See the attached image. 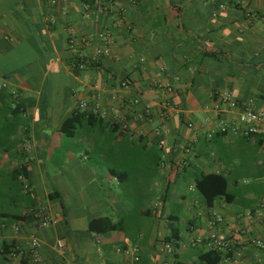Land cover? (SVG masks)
Here are the masks:
<instances>
[{
  "label": "crops",
  "instance_id": "crops-1",
  "mask_svg": "<svg viewBox=\"0 0 264 264\" xmlns=\"http://www.w3.org/2000/svg\"><path fill=\"white\" fill-rule=\"evenodd\" d=\"M101 32L110 56L76 71L69 39L94 56ZM225 92L237 111L264 109V0H0V241L28 250L35 234L36 264H134L117 252L129 243L139 264H199L208 249L194 240L214 221L241 244L218 264H264V209L248 217L264 199V141L216 131L237 116L215 110ZM83 100L103 113L64 134ZM201 173L227 176L230 197L208 205ZM37 210L56 224L38 230Z\"/></svg>",
  "mask_w": 264,
  "mask_h": 264
},
{
  "label": "built area",
  "instance_id": "built-area-1",
  "mask_svg": "<svg viewBox=\"0 0 264 264\" xmlns=\"http://www.w3.org/2000/svg\"><path fill=\"white\" fill-rule=\"evenodd\" d=\"M51 7H56L58 0H47ZM89 8V6H87ZM219 9H225V4H220ZM247 16H251L250 10ZM102 46L95 52L94 56H89L83 52V47L89 44L86 37L76 39L71 37L68 41V47L71 52V61L73 68L78 71L87 70L88 66L98 63L99 59L110 56V48L112 44V38L109 33L101 32L99 34ZM127 81L121 82V87H127ZM95 89V88H94ZM218 99L215 102V110L219 113H230L238 110V103L228 92L218 94ZM102 104L99 100L86 101L83 100L79 103L78 111L95 117L101 116L103 113ZM193 127V124H189ZM122 127L125 128L126 124L123 123ZM217 132L224 136L230 135L234 137H243L246 139H261L264 141V109H257L252 106L245 107L243 110L237 111L235 119H222L217 125ZM215 131L207 134L211 137ZM159 146L164 149L166 143L164 140L160 141ZM186 154L191 152L190 147L185 148ZM181 164H186V160L182 158ZM20 179L23 180L24 176L21 175ZM264 209V199L260 203L259 210L255 213H249L248 217L252 218L255 215L262 216ZM34 218L36 219V228L42 230L56 224V220L44 210H37L34 212ZM210 228L212 229L209 236L205 239L196 238L195 244L204 245L208 251L231 253L241 245L238 241L229 238L224 233H218L214 230L215 222H210ZM14 232L17 235L22 234L20 225L14 226ZM97 236V234H95ZM28 250H25L20 244H6L0 241V261L6 260L15 264H20L24 260L28 261V264H36L40 261L39 249L41 247V240L35 234H27L25 236ZM258 247H263V242L258 240L254 241ZM8 245V248L5 246ZM176 241H169L164 244L167 251L172 252L174 250ZM64 240L57 241V248L61 255L66 254ZM240 247V246H239ZM241 250V249H240ZM118 253L129 255L133 258L134 264H139L140 258V246L138 244L129 243L126 247L118 248ZM164 264H171V262H164Z\"/></svg>",
  "mask_w": 264,
  "mask_h": 264
},
{
  "label": "trees",
  "instance_id": "trees-1",
  "mask_svg": "<svg viewBox=\"0 0 264 264\" xmlns=\"http://www.w3.org/2000/svg\"><path fill=\"white\" fill-rule=\"evenodd\" d=\"M85 117L96 118L95 116L92 115L76 112L62 122L61 131L66 135H70L72 131L75 129L76 125ZM26 171L27 168L26 166H24L16 171L15 176L19 177L20 175H26ZM196 189L198 190V192L201 194V196L204 198V200L208 205H211L216 199L220 197H224L225 199H228L231 194L229 192V179L227 176H225L222 173H218V174L201 173L196 178ZM101 223H105L106 228L104 231H113L116 230L117 228V224L112 223L108 219H98V220H94L91 223L92 229H95L96 231V228H94L95 224H101ZM175 235L176 237H178V231L175 233ZM168 241H172V239L169 238ZM5 246L8 248V245L5 244ZM222 259L223 256L221 252L207 251L200 254L199 264H218L222 261ZM20 264H28V261L24 260Z\"/></svg>",
  "mask_w": 264,
  "mask_h": 264
}]
</instances>
